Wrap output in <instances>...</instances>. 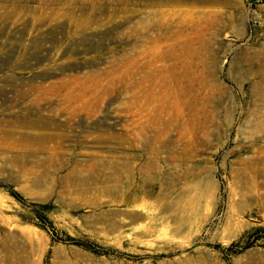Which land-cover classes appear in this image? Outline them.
<instances>
[{
  "label": "rangeland",
  "instance_id": "374dc122",
  "mask_svg": "<svg viewBox=\"0 0 264 264\" xmlns=\"http://www.w3.org/2000/svg\"><path fill=\"white\" fill-rule=\"evenodd\" d=\"M0 264H264V0H0Z\"/></svg>",
  "mask_w": 264,
  "mask_h": 264
},
{
  "label": "bare ground",
  "instance_id": "6f19581e",
  "mask_svg": "<svg viewBox=\"0 0 264 264\" xmlns=\"http://www.w3.org/2000/svg\"><path fill=\"white\" fill-rule=\"evenodd\" d=\"M66 108H61L59 111L60 113H54V114H50V115H41L40 117H35V115L28 111L26 114L29 116L30 118V123L26 124L28 126V128H32V129H36V130H44L47 129L48 125L51 123L53 125V129L56 130V133H45V134H32L33 135V139H31L28 135L24 136L22 138V146L23 149L25 151H28L29 149V145L31 146V144H29V142L31 143L32 141L38 145H40V143H43L44 141L47 142H52L53 145L49 146L52 150H56L58 149L60 146L65 145V140H68L72 134V132L75 129V119L77 116V112L75 110H71V111H64ZM90 111V110H89ZM39 110L37 109V113L39 114ZM61 112H66L65 113H61ZM92 113V110H91ZM41 114V112H40ZM61 114L65 115V116H61ZM89 113H87L86 115H88ZM55 116H59V122L55 121ZM56 122V123H55ZM35 130V131H36ZM76 132V131H75ZM31 135V133H30ZM28 136V137H27ZM84 137H88L86 135H83ZM68 142V141H67Z\"/></svg>",
  "mask_w": 264,
  "mask_h": 264
}]
</instances>
